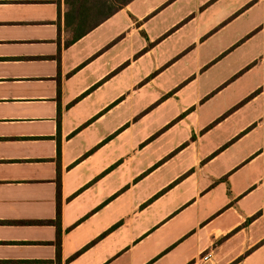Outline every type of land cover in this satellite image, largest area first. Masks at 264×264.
Returning <instances> with one entry per match:
<instances>
[{"label": "crops", "instance_id": "0c3cea01", "mask_svg": "<svg viewBox=\"0 0 264 264\" xmlns=\"http://www.w3.org/2000/svg\"><path fill=\"white\" fill-rule=\"evenodd\" d=\"M0 0V264H264V0Z\"/></svg>", "mask_w": 264, "mask_h": 264}, {"label": "trees", "instance_id": "16d2710c", "mask_svg": "<svg viewBox=\"0 0 264 264\" xmlns=\"http://www.w3.org/2000/svg\"><path fill=\"white\" fill-rule=\"evenodd\" d=\"M131 0H66L65 15L67 28L76 40L108 18Z\"/></svg>", "mask_w": 264, "mask_h": 264}, {"label": "built area", "instance_id": "2783aa9c", "mask_svg": "<svg viewBox=\"0 0 264 264\" xmlns=\"http://www.w3.org/2000/svg\"><path fill=\"white\" fill-rule=\"evenodd\" d=\"M190 264H216L212 251H203L195 256Z\"/></svg>", "mask_w": 264, "mask_h": 264}]
</instances>
